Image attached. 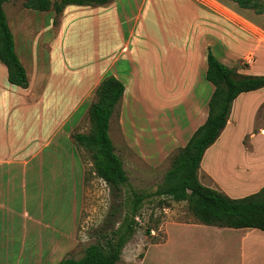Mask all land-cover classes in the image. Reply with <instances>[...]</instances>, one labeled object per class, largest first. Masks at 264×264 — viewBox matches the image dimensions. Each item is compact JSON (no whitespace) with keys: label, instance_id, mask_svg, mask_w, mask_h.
Returning <instances> with one entry per match:
<instances>
[{"label":"rangeland","instance_id":"1","mask_svg":"<svg viewBox=\"0 0 264 264\" xmlns=\"http://www.w3.org/2000/svg\"><path fill=\"white\" fill-rule=\"evenodd\" d=\"M23 1L3 3L8 19L13 22L18 13L34 12L36 16L32 20L29 18V26L42 27L44 38L59 30L53 48L38 52L45 58L52 57L56 71L66 69L74 78L84 72L89 77L99 67L96 74L100 79L114 69L116 56L119 59L116 65L126 71L130 61L120 49L119 31H122L124 38L130 39V59L135 61L141 78L135 80L137 98L133 101L127 89L115 106L108 126L114 152L122 161L127 181L118 189L109 188L95 174L89 152L73 141L74 132L88 133L90 130L87 108L96 100L93 85L79 111L84 112L80 116L77 114V123L69 133L71 139L64 133L59 134V140L57 136L53 138L31 161L38 165L42 161V171L37 177L30 173L27 177L26 208L37 213L43 225L46 223L49 227H42L38 235L29 228L18 262L14 258L18 255L19 240H13L15 245L9 250L8 264H57L62 258L80 257L90 243L103 244L107 238L115 239L132 216L135 193L148 195L139 204L136 217H133L134 230L115 264H239L235 244L228 240L223 243L206 240L208 237L202 233V228L207 225L198 222L185 201L153 194L181 147L177 135L187 127L184 110L190 109L191 114L201 116L189 125L190 129L196 122L199 125L206 116L212 86L205 79L204 49L203 67L197 69L195 83L186 82L184 91L170 100H163L166 87L171 84L170 87L179 88L184 83L181 78L186 69L185 56L175 60L172 55V67L164 70V61L158 54L165 48H172L176 53V48L196 42V49L199 50L200 45L210 47L220 61L237 66L238 70L245 67V62L256 52L261 61L258 65H264V13L239 8L229 0H111L102 5L68 4L64 19L59 15L61 12L54 14L53 9L46 12L28 10ZM94 11L98 14L94 15ZM59 23L62 26L55 28ZM122 47L126 49V45ZM187 61L191 64L189 58ZM194 62L199 64V59ZM153 84L158 93L153 92ZM9 91L0 86V93ZM63 97L60 95L57 101L45 102L46 112L51 106L56 109L52 118L60 108L68 107ZM44 131L41 134L47 137ZM168 136H174L173 143H169ZM19 198L17 195L12 201L17 204ZM73 208L76 223L71 240L74 241L69 243L68 250L56 249L50 254L52 243L49 240L60 232L71 230ZM20 222L16 220V227ZM258 242L256 252L260 257L249 258L246 264H264V240Z\"/></svg>","mask_w":264,"mask_h":264},{"label":"crops","instance_id":"2","mask_svg":"<svg viewBox=\"0 0 264 264\" xmlns=\"http://www.w3.org/2000/svg\"><path fill=\"white\" fill-rule=\"evenodd\" d=\"M66 11L67 6L63 8L62 14H59L64 19L63 15L66 14ZM33 13H18L13 23L8 19L5 12L13 36L14 49L25 69L28 84L27 87L22 88L9 83L6 67L0 61V86L10 90L6 93H0V264H8L9 250L15 245L13 240H19L17 242L18 255L14 258V261L18 262L21 260L26 245L25 240H27L29 228L38 235L42 232V227H49L46 223L43 225V219H40L37 213L28 211L26 208L25 182L27 177L29 173L34 175L33 177H37V174L42 171L41 159L39 165L37 162L31 161L41 154V151L59 134L64 133L71 139L69 133L72 127L76 125L77 117L84 112V110L79 111L84 105L86 97H88L93 85L96 88L103 78L102 75L100 79H98L99 75L97 77L96 73L99 67L91 75L89 74V77L84 72L78 78H74L66 69L60 72L56 71L52 57L45 58L43 53L38 52L41 49L51 50L53 48L54 42L57 43L58 41L56 34L60 33L55 28L61 27L62 24L59 23L53 28L55 31L44 38L42 27L34 29L29 26V18L32 20L36 16ZM93 14L97 15L98 12L94 11ZM40 25H43V21L40 22ZM119 33L122 42L121 52L127 55L130 65L126 71L120 68L116 65L119 61L116 56V63L113 64V66L115 65L114 69L110 70L109 73L123 82L125 87L123 97L129 89L128 93L134 101L137 98L135 96V83H137L135 80L141 78V72L137 71L135 61L132 58L130 59L131 51L128 45L130 39L126 40L124 38L125 33L123 34L122 31H119ZM196 44V42H193L188 46L186 43L184 48H176V53H173L172 48H165L158 54L164 61V70L172 67L170 63L172 55L175 60L177 58L181 60L183 55L185 56L184 66L186 69L181 78L184 83L179 88H172L170 87L171 84L166 87L164 89L166 95L162 98L163 100H170L173 95L176 96V94L184 91L183 85L186 82H189V84L195 83L194 81L199 72L197 69L203 67L202 61L206 56V53L203 56V50H207V46L203 47V45H200L199 50L196 49ZM124 45H126V49L122 47ZM174 54L179 55V57ZM195 54L199 55L194 58ZM187 58L191 63L189 65ZM196 58L199 59V64L194 62ZM260 62L256 52L251 60L245 62L246 66L238 71L244 74H264V65H258ZM5 81L8 84H5ZM139 84H141V81ZM140 88H142V85H140ZM212 90L213 86H210L208 98ZM153 92L158 93L154 84ZM60 95L67 99L66 104H68V107L60 108L59 113L55 115V118H52L55 107L51 106L46 112L45 102L48 100L57 101ZM3 106L5 108H2ZM183 117L187 127L183 130L184 132L180 131V134L177 135L179 136V142L177 143L180 146L187 142L193 131L206 118L204 116L199 125L196 122L190 129L189 125L191 126L193 121L200 120L201 116L191 114L190 109L186 108ZM43 131L47 133V137L41 134ZM185 133H187V136L184 137ZM173 137H167L169 143L174 142ZM57 140H59V137ZM197 176L202 184L222 191L231 198H239L256 192L264 185V87L242 92L234 98L224 128L203 153ZM17 195H20V198L18 203L15 204L12 200ZM72 214L73 224L71 230L68 233L60 232L56 238L49 240V243H52L50 254L56 252V249L66 251L70 248L69 243H73L74 240L71 239L76 223L74 208ZM17 219L21 222L16 227ZM184 224L191 225L193 223ZM202 233L208 237L206 240H218L221 243L228 240L229 243H234L237 248L239 264H246L249 258L260 257L256 251L259 248L258 240H264V232L259 229L207 225L202 228ZM16 234H18L17 237ZM60 238L65 240H59Z\"/></svg>","mask_w":264,"mask_h":264},{"label":"trees","instance_id":"3","mask_svg":"<svg viewBox=\"0 0 264 264\" xmlns=\"http://www.w3.org/2000/svg\"><path fill=\"white\" fill-rule=\"evenodd\" d=\"M0 0V61L5 65L7 81L22 88L27 87V76L15 49L13 36L7 23ZM111 0H24L25 8L37 11L53 9L62 12L68 4L102 5ZM239 8L251 9L256 14L264 13V0H229ZM205 79L213 90L207 100V114L178 149L162 184L153 192L168 196L174 201H185L188 209L199 223L219 227L256 228L264 232V185L256 192L231 198L222 191L202 184L197 176L203 153L224 128L231 103L238 94L264 87V74H244L237 66H228L220 61L210 47L206 50ZM246 66V64L244 65ZM123 82L114 75L103 77L95 88L96 100L89 104L87 113L90 122L88 133L74 132L73 141L89 152L95 174L109 188L115 190L127 181L122 161L114 152L108 134L109 119L124 92ZM148 194H136L131 209V218L115 239L104 243H90L78 258L66 257L57 264H115L121 250L133 232V217L141 201Z\"/></svg>","mask_w":264,"mask_h":264}]
</instances>
